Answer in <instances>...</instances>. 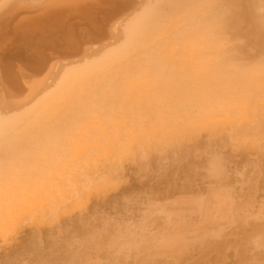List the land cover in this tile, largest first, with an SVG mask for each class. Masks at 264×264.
<instances>
[{"label":"bare ground","instance_id":"obj_1","mask_svg":"<svg viewBox=\"0 0 264 264\" xmlns=\"http://www.w3.org/2000/svg\"><path fill=\"white\" fill-rule=\"evenodd\" d=\"M0 264H264V0H0Z\"/></svg>","mask_w":264,"mask_h":264},{"label":"rangeland","instance_id":"obj_2","mask_svg":"<svg viewBox=\"0 0 264 264\" xmlns=\"http://www.w3.org/2000/svg\"><path fill=\"white\" fill-rule=\"evenodd\" d=\"M134 183H135V182H134ZM135 184L137 185V184H139V183L137 182V183H135Z\"/></svg>","mask_w":264,"mask_h":264}]
</instances>
